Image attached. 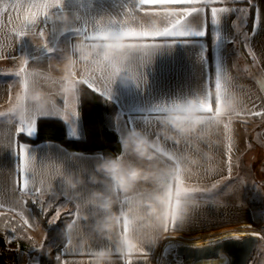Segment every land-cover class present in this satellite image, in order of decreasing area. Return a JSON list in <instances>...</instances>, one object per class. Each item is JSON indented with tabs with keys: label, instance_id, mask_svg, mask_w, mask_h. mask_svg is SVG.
<instances>
[{
	"label": "crops",
	"instance_id": "1",
	"mask_svg": "<svg viewBox=\"0 0 264 264\" xmlns=\"http://www.w3.org/2000/svg\"><path fill=\"white\" fill-rule=\"evenodd\" d=\"M155 2L158 6L152 8L141 7L139 0H59L29 35L14 42L0 34V45L11 41L10 50L8 46L2 48L9 58L0 59V112L16 107L17 96H23V76L14 74L25 58L29 61L28 71L41 74L29 88L27 101L61 113L38 112L31 134L20 133L27 138L35 136L39 118L63 120L70 135L78 138L74 83L85 84L100 75L104 79L98 87L103 88L107 80L114 81L110 98L101 96L119 109L116 128L122 153L118 164L102 155L70 152L54 142L22 143L34 159L33 178L29 179L33 191L28 195L62 200L67 204L65 210L71 213L57 246L62 261L92 264L97 251L103 249L110 254L105 264H123L126 259L133 264H158L160 243L166 236L219 237L262 218L254 210L259 204L264 206V198L254 199L251 187L256 169L252 164L247 171L243 164L252 145L264 144V116L250 115L264 110V85L230 44L236 37L238 15L246 18L252 6L255 19L258 6L259 24L249 35L247 49L264 83V0H216L209 6L229 9L213 22L215 77L221 73L215 110L205 43L208 15L206 18L205 13L195 12L188 17L183 26L189 33L186 36L163 37L162 33L180 23L182 13L202 5L177 7L170 0ZM121 26L124 30L117 31ZM205 27L204 35L197 34ZM85 31L93 38H83ZM106 57L119 61L121 70L114 73ZM64 74L70 78V93L52 80ZM61 97L71 101V108L63 104ZM163 106L167 110L159 112ZM73 110L77 114H71ZM9 115L11 118L0 116V209L27 219L33 225L27 227L31 232L38 222L26 205L24 193L17 188L20 158L13 145L19 120L15 114ZM173 119L179 126L173 124ZM70 122L77 124L76 132ZM134 133L152 145L147 155L133 150ZM253 134L256 141L252 140ZM110 161L123 172L134 169L132 179L118 183L102 166ZM36 187L41 188L40 194L34 192ZM260 194L264 195L261 188ZM149 204L155 214L149 212ZM166 208L185 212L184 218L175 221L174 230L173 221L161 225L157 219ZM127 236L140 241L133 253L121 251L120 239ZM66 241H70L72 251H90L91 255H66ZM140 249H144L143 254ZM25 257L10 249L7 236L0 233V264H23Z\"/></svg>",
	"mask_w": 264,
	"mask_h": 264
},
{
	"label": "trees",
	"instance_id": "2",
	"mask_svg": "<svg viewBox=\"0 0 264 264\" xmlns=\"http://www.w3.org/2000/svg\"><path fill=\"white\" fill-rule=\"evenodd\" d=\"M241 4L246 5V2H241ZM207 21V36L205 38L206 56L210 64L211 96L215 110L218 97L215 84L214 30L210 14H208ZM253 22L254 10L252 6H249L247 17L242 19L238 15L235 21L236 37L234 42L230 44V47L239 50L246 60L248 68L253 71L259 83L264 85L262 81L263 74L247 49V41L253 31ZM75 92L78 101V138L70 135L68 126L63 120L39 118L36 122L35 136L27 138L23 134H19V142L31 145L54 142L70 152L98 154L102 155L106 160H112L118 164L120 154L122 153V145L116 128L119 113L117 105L90 90L81 82H75ZM23 197L27 207L36 218L38 225L42 228L48 226L49 218L50 220L53 219L57 211L61 213L59 220L55 221L61 240L63 238V230L71 215L69 211L65 210L67 204L62 200L54 202L51 196L39 198L34 195L24 194ZM41 209H43V213ZM0 213L4 214L0 215V233L7 236L8 247L10 249L26 254L30 260L37 259V263L29 264H60V261L56 259L60 255L58 248L54 245H50L51 247L48 248V245L45 243H43L42 247H39L35 238L29 234L27 227L24 226L22 216L13 211L3 209H0ZM10 217L14 218L15 223L10 222ZM13 229H15L14 232Z\"/></svg>",
	"mask_w": 264,
	"mask_h": 264
},
{
	"label": "snow or ice",
	"instance_id": "3",
	"mask_svg": "<svg viewBox=\"0 0 264 264\" xmlns=\"http://www.w3.org/2000/svg\"><path fill=\"white\" fill-rule=\"evenodd\" d=\"M170 2L173 4V6H182L185 4H190V3H195L202 5L200 7H194L191 11H187L182 13V19L180 23L168 29L164 33H162L163 37H182L186 36L189 33L183 30L184 22L188 17H190L193 13L195 12H203L205 13V17L207 18V15L210 14L213 22L218 21L219 15L221 13H224L226 11H229L227 7H209L210 5L214 4L216 0H170ZM59 0H41V2L36 3V2H29L25 4L24 0H0V34L6 35L8 37H11V41H14L17 38L23 37L25 35H29L31 30L34 28L36 25L37 21L43 17L47 16L49 9L53 7L54 4H58ZM139 5L141 7H152L155 8L157 7V3L155 0H139ZM139 11V8L138 10ZM130 15L133 13H129ZM19 22V27H16V23ZM259 24V7L257 6L256 8V17L253 22V33L255 31V28ZM6 26H11L10 30L7 32H3V29H5ZM123 26L117 29V31H123ZM134 29H128V31H133ZM206 32V27L205 29H202L199 33V35H204ZM40 35L44 36V32L40 31ZM83 38L86 39H92L93 37L88 35V32L85 31ZM160 37H152L149 36V39H157ZM11 41H6L4 45H0V59L4 58H9L6 57L3 53L2 48L4 46H8L10 50V44ZM108 61V64L110 65L111 69L113 72H119L121 70V65L119 64V61L115 59H110V58H105ZM29 64V61L27 59H23L22 61V66L18 72H16L14 75L17 77L23 76V81H22V91H23V96H17V106L9 109L7 112H0V116H8V118H11L9 114H15L16 117H18L19 120V126L16 127L15 129V138H14V148L20 158V167H19V179L17 180V188L20 192L24 194H28L29 192L33 191V188L30 186L29 179L33 178V161L34 159L29 156L27 147L23 145L22 143L19 142L18 137L20 133H24L27 135H30L31 132L33 131L34 128V122L36 118V114L38 112H53V111H46L43 109H40L39 107L33 106L29 104L27 101V93L29 88L36 84L40 77V73H33L29 72L27 69V65ZM137 69V65H136ZM124 70H129L125 68ZM103 72V70H101ZM220 74L218 72L217 76L215 77V83L217 86H220ZM103 75H100L96 79H89L85 82V86H87L90 90L100 94L104 95L110 98V89L113 84V80H107L106 85L101 88L98 87L97 84L99 81L103 80ZM63 100V104L69 108H71V101L61 97ZM23 100V105H20V101ZM210 107V103L208 105ZM167 110V106L161 107L158 111L162 112ZM53 113H60V112H53ZM61 114V113H60ZM71 114H77V111L73 110L71 111ZM252 116H264V110H259V111H253L250 113ZM65 119L68 118V115H63ZM228 125H225V128H228ZM227 160H228V165H229V171L231 170V145L228 146V151H227ZM43 172L40 173V176H43ZM40 182V179L38 180V183ZM34 192L36 194H40L41 188L36 187L34 189ZM38 202V201H35ZM43 213V209H41ZM0 215H4L3 213H0ZM61 213L59 211L56 212L55 217L53 218L52 222H55L59 220ZM11 223H15L14 218H9ZM24 226L26 227H32L33 225L25 219L24 221ZM176 227L175 222L172 225V230H174ZM15 229H13V232ZM167 231V229H166ZM253 235L260 237L262 236L261 233H252ZM234 235H239L238 233ZM42 247V246H41ZM66 249H67V254L66 255H91V252H86V253H76L71 250V245L70 241H66ZM139 253L143 254L144 249H140ZM63 255V254H62ZM57 261H60V264H75L74 261H61V256H57ZM123 264H133V261L131 259H126L123 260Z\"/></svg>",
	"mask_w": 264,
	"mask_h": 264
},
{
	"label": "rangeland",
	"instance_id": "4",
	"mask_svg": "<svg viewBox=\"0 0 264 264\" xmlns=\"http://www.w3.org/2000/svg\"><path fill=\"white\" fill-rule=\"evenodd\" d=\"M38 41V40H37ZM39 42V41H38ZM38 42L34 43L35 45H38ZM67 68V67H66ZM52 80H57L60 85H62L64 88L69 90L70 93V78H66V75L64 74L63 78H52ZM75 86V83H74ZM70 95V94H69ZM74 117V116H73ZM75 121V120H73ZM70 127L73 129L74 132L77 131V124L70 122ZM257 136L253 134L252 140L256 141ZM251 152L246 157V161L244 162V168L248 171L250 170V165H254L256 169L255 175H253V179L251 180V187L254 191L253 197L256 200H262L264 198L263 194H260V188L264 190V144L260 143L259 146L252 145L251 146ZM260 147V148H259ZM260 150V152H259ZM259 166V170H258ZM255 214L262 217L261 219H257L256 222L248 227L238 228L235 230H231L228 232H224V234H219L220 237L224 239L229 238H242L244 236L253 235L252 233H261L262 236L260 238V242L255 248L254 254L248 264H264V206L259 204L257 208H255ZM53 219L50 220L49 218V224L46 228H42L41 226L37 225V228L33 231H29V234L35 238L37 244L39 247L43 245V243L48 245V248H50V245H54L55 247L58 246L60 243V235L57 231L55 222H52ZM238 233L239 235H234ZM188 237H173V236H166L162 239L160 243V248L158 251V264H186L188 261H185L182 257H180L177 253V250L179 246L182 243H186L189 240ZM202 239H215V236L213 237H201ZM194 245V244H192ZM25 262L23 264H29V263H37V259H29L28 256L25 254ZM192 260H190L191 262Z\"/></svg>",
	"mask_w": 264,
	"mask_h": 264
},
{
	"label": "water",
	"instance_id": "5",
	"mask_svg": "<svg viewBox=\"0 0 264 264\" xmlns=\"http://www.w3.org/2000/svg\"><path fill=\"white\" fill-rule=\"evenodd\" d=\"M259 242L260 237L248 235L238 239H225L206 246H179L177 253L185 261L226 257L227 264H248Z\"/></svg>",
	"mask_w": 264,
	"mask_h": 264
},
{
	"label": "clouds",
	"instance_id": "6",
	"mask_svg": "<svg viewBox=\"0 0 264 264\" xmlns=\"http://www.w3.org/2000/svg\"><path fill=\"white\" fill-rule=\"evenodd\" d=\"M86 55L87 53H82ZM173 124L179 126L178 122L173 119ZM133 139L131 141L133 150L139 154L147 155V149L152 147V145L144 138L138 135V133L133 134ZM105 167L110 174L113 175V178L117 180L118 183L132 179V172L134 169L128 170L127 172H123L122 170L115 167V165L110 161L106 165H102ZM155 209L151 204H149V212L155 214ZM186 211V210H185ZM185 212L181 209L177 208L175 211L172 209L166 208L163 213L157 216V219L161 225H166L169 220L175 222L184 218ZM155 239V238H153ZM140 241H138L133 236L121 237L120 239V248L121 251L125 253H133L139 248ZM110 259V254L106 250H99L96 253V258L93 260L92 264H105V261ZM207 264H217V261H208Z\"/></svg>",
	"mask_w": 264,
	"mask_h": 264
},
{
	"label": "flooded vegetation",
	"instance_id": "7",
	"mask_svg": "<svg viewBox=\"0 0 264 264\" xmlns=\"http://www.w3.org/2000/svg\"><path fill=\"white\" fill-rule=\"evenodd\" d=\"M189 241L186 242V243H182L180 246H192V244H200L202 246H206V245H211V244H216V243H219L223 240H225L224 238L222 237H215L214 242L211 243V244H206V242L209 240V239H202L201 237H188L187 238ZM190 262V261H188Z\"/></svg>",
	"mask_w": 264,
	"mask_h": 264
},
{
	"label": "bare ground",
	"instance_id": "8",
	"mask_svg": "<svg viewBox=\"0 0 264 264\" xmlns=\"http://www.w3.org/2000/svg\"><path fill=\"white\" fill-rule=\"evenodd\" d=\"M214 240L213 239H209L206 244H211L213 243ZM194 245H198L200 246V244H194ZM217 261V264H227L228 260L226 257H221L219 259H204V260H200V261H191V262H188L186 264H207L208 261Z\"/></svg>",
	"mask_w": 264,
	"mask_h": 264
},
{
	"label": "built area",
	"instance_id": "9",
	"mask_svg": "<svg viewBox=\"0 0 264 264\" xmlns=\"http://www.w3.org/2000/svg\"><path fill=\"white\" fill-rule=\"evenodd\" d=\"M192 246H198V245H192Z\"/></svg>",
	"mask_w": 264,
	"mask_h": 264
}]
</instances>
